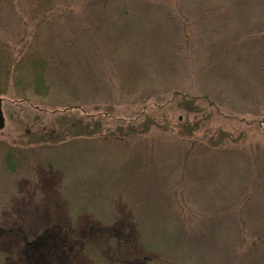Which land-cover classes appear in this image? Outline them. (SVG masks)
<instances>
[{"label":"rangeland","instance_id":"obj_1","mask_svg":"<svg viewBox=\"0 0 264 264\" xmlns=\"http://www.w3.org/2000/svg\"><path fill=\"white\" fill-rule=\"evenodd\" d=\"M0 35V264H264V0H0Z\"/></svg>","mask_w":264,"mask_h":264},{"label":"trees","instance_id":"obj_2","mask_svg":"<svg viewBox=\"0 0 264 264\" xmlns=\"http://www.w3.org/2000/svg\"><path fill=\"white\" fill-rule=\"evenodd\" d=\"M145 4V2H144ZM8 45L7 42L3 41L2 36L0 35V66L4 70L3 77H8L11 67V60H12V54L8 51ZM5 92L4 90H0V93ZM88 126H83L84 130H87ZM97 128V127H96Z\"/></svg>","mask_w":264,"mask_h":264},{"label":"water","instance_id":"obj_3","mask_svg":"<svg viewBox=\"0 0 264 264\" xmlns=\"http://www.w3.org/2000/svg\"><path fill=\"white\" fill-rule=\"evenodd\" d=\"M2 110H1V98H0V128L3 126V123H2Z\"/></svg>","mask_w":264,"mask_h":264}]
</instances>
